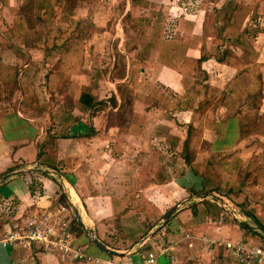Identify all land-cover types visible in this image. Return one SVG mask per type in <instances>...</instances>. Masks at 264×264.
<instances>
[{
    "label": "rangeland",
    "instance_id": "obj_1",
    "mask_svg": "<svg viewBox=\"0 0 264 264\" xmlns=\"http://www.w3.org/2000/svg\"><path fill=\"white\" fill-rule=\"evenodd\" d=\"M202 21L204 26L198 28ZM195 36L202 37L198 50L201 45L204 52L198 64ZM262 49L264 0H0V138L4 139L14 124L17 148L36 140L43 148L48 142L52 157L67 158V168L79 159H103L97 151L81 156L72 151L76 144L70 141L74 136L71 124L89 113L98 117L96 126L93 117L89 119L95 133L100 134L94 143L112 150L106 158L109 161L126 159L128 177L129 172L135 176L142 170L146 173L150 165L163 172L162 162L170 161L169 170L181 181L183 190L188 187L183 163L196 172L207 164L210 173L203 188L178 193L181 201L175 202L178 205L173 211L188 214L187 223L198 225L195 231H175V223L170 222L175 215L165 220L164 212L156 207L144 206L141 214L133 208L139 219L142 215L150 224L160 226L136 241H145L150 249L168 248L162 264H211L215 246L203 245L202 238L210 237L200 226L207 224L210 231L235 222L234 212L241 225L252 221L244 217L250 212L247 204L243 207L227 199L229 192L216 189L219 180L214 165L221 158L219 137L230 143L234 140L232 129L242 132L238 139L245 141L244 146L264 136ZM64 65L71 69L61 71ZM80 69L83 74L75 75ZM53 72L58 85L46 87L45 81L49 82ZM32 80L36 85L28 82ZM219 86L223 87L220 95ZM82 94L91 102L84 103ZM64 113L71 121L61 120ZM113 144L123 150L116 151L120 148ZM133 145H137L136 151L128 148ZM37 163L12 173L26 174L32 185L29 209L39 213L38 209L48 206L47 201L40 203L39 196L52 198L61 193V187L46 178L56 177L53 170L64 176L65 167L60 163L42 168ZM247 167L234 165L225 174L227 183L231 185L234 178L233 184L246 187ZM257 168L258 176L253 172L250 176L255 184L261 178L259 192L264 196V164ZM81 172H85L83 168ZM119 172L115 167L108 174L119 178ZM150 187L147 172L142 188ZM161 189L167 191L164 183ZM72 194L76 197L73 190ZM59 201L66 202L64 197ZM20 204V199L0 201V230L6 219L19 222L18 214L26 212ZM231 206L236 208L232 214L228 210ZM134 212L123 220H132ZM193 215L200 218L190 217ZM121 226L119 220L113 224L114 232L112 228L104 231L120 237ZM76 229L80 241L90 244L87 235H81V227L76 225ZM242 237L248 241L253 238L249 234ZM118 242L112 238L110 245L119 248Z\"/></svg>",
    "mask_w": 264,
    "mask_h": 264
},
{
    "label": "crops",
    "instance_id": "obj_2",
    "mask_svg": "<svg viewBox=\"0 0 264 264\" xmlns=\"http://www.w3.org/2000/svg\"><path fill=\"white\" fill-rule=\"evenodd\" d=\"M196 19L197 18H193V20ZM202 26H204L203 21H202V25L201 23L198 25V28ZM220 30L224 31V27L221 26ZM240 30L238 29L239 34H240ZM195 38H197V36H195ZM201 38L202 37H198L197 38L198 42L194 44V47L197 46L196 47L197 50L195 49L196 53L194 52L195 54L194 56H196L195 61L197 64L198 61L202 58V55H204L201 45H200V49L198 50V44ZM179 43L180 41H177V44ZM101 46L102 44L100 42L98 48H100ZM260 52L264 54V49L260 50ZM206 61L207 60H205L203 63H206ZM219 66H224V65L219 63ZM68 69L71 68L66 65L61 71H67ZM82 72L83 71L80 69L75 73V75L77 76L82 75L83 74ZM28 82H32V84L36 85L34 83L35 82L34 80ZM45 82H46V87H48L49 84L52 87L57 86L58 80L56 73L53 72L52 74H50L49 82L47 81ZM222 90L223 87L219 86V95L221 94ZM227 90L228 89H226V91ZM52 91H54V89ZM230 92L231 90L229 91V93ZM224 103H225V99L221 106L222 108ZM76 109H78V111L80 110L79 108ZM187 112L189 113V110H187ZM198 112L201 115L202 112L201 111ZM91 117H93L94 119L93 121L95 124L94 126H96L95 120L98 117L93 116L92 114L90 115L88 113L85 114L84 119H81V121L79 120L77 122H73L71 124V128L69 127L71 130L70 134L74 133V136L70 138V141L71 142L73 141L76 144L75 146L73 145L74 147L72 151L78 152L80 156L82 154L87 155L90 152L94 153L97 151L104 158L95 159L91 156L85 159L86 161L79 159L73 162L70 168L65 167V165L69 164L67 158L65 159L63 157L61 158L57 154H55V156L52 157L50 153L51 147H49L48 142L45 143V146L43 148L41 147L40 144L41 141H37V140L36 142H32L33 146L32 145L27 146V144H25L17 148L16 146L17 131H15L14 124H12L9 131H7L8 134L5 135V138L4 139L0 138V201L8 202L10 200L20 199L21 200L20 205H22V208H24V210H28L29 209L28 202H30L32 199V185H30L29 182L27 181L25 173L21 171L14 173L12 172L15 171L16 168H21V169L33 168L31 164V162L33 161L38 162L37 164H40L42 168L48 167V165L59 166L58 164L63 163L62 167L63 166L65 167V173H64L65 177L62 183H60L53 177L51 179L46 178V181H53L55 185H57L58 187L60 186L61 193L55 195V197L52 198H48L47 196L46 197L39 196V201H41L40 203L42 204L43 202L47 201L48 204L47 207H49V206H54L57 203H60L59 200H61L62 197H64L66 201L69 200V203L71 204V207L73 209L72 216L75 218L81 216L84 226L88 230L94 231L97 234V236H100V238L99 237L98 238L103 243H105L110 248L112 247L111 249H114L117 252L114 253L107 252L100 249L97 245H93V244H91L92 246L90 250L97 255H108L109 253L117 254L119 253L118 251L122 252L128 247H130L132 244L138 242L136 240L138 239L142 240V238L147 237L153 231L152 230L153 228L160 227L154 224L153 222L150 224V222L147 221L145 216L140 215L142 220L139 219L137 213L134 212L133 207H136V209L140 214H141L140 209L144 208V206H147L149 209H153V207H156L162 213L164 212V214L166 215V213L171 209V207L178 205V203L175 204L176 201H181L177 199L178 193L189 192V188L192 187L203 188L202 184L204 182V179L207 176V173L210 172H207L208 170L207 164L201 165L200 166L201 169H197L196 172L193 171L192 168H190L189 164L188 166L187 164L183 163V167L186 168L184 170V173H187L188 175L187 180L184 181L185 182L184 184H186L188 187H186L187 189L182 190L183 187L180 183L181 181L178 180L173 173L171 174L169 170L172 167L170 161H163L162 162L163 163L162 168L164 169L163 172H160L159 167H157V165L149 166L150 170L148 169L147 172L148 175H150L151 187L145 190L144 188H142V183H143V177H145L147 172L145 173L144 170H142L138 174V176H135V174L129 172L130 176L128 177L127 170L125 169L128 177L127 178L124 170V166L129 167L128 164L126 163L127 160L126 159L119 160L117 157H115V160L109 161L106 158L110 157L109 152H111L112 150L108 148L106 145H101V144L99 145L94 143L95 140H98L97 138L99 137L100 134L95 133L93 135H89V131H91L90 128L92 126L91 120H89L91 119ZM61 120L71 121L68 119L67 114L65 113L62 114ZM62 127H65L64 124ZM72 130H74V132ZM231 133L234 134L232 135L234 137V140L231 141L230 143L225 142L224 141L225 139L223 137H219L220 149L218 150H219V155H221V158L220 161L216 165H214L215 167L214 174L219 180V187H216V189H218L221 192L223 191L225 193L229 192V196H227L228 197L227 199L241 203L243 207L245 204H247V208H249L250 210L249 213L255 215L259 219V221L261 220L260 223L264 224V196H262L259 192V190L262 191V187L260 186L261 178H259L258 182L255 184L254 180H252L250 176V172H253L252 175L254 177L256 176V174L258 176L257 169L259 167L257 168V165L264 164V136L261 138V141L248 143L246 146H244L243 144L245 143V141L238 139V137L242 135V132L239 130V128L232 129ZM137 138L138 136L135 135L136 141ZM188 144L189 143H186V146H188ZM50 145H52V142H50ZM113 146L116 148H120L117 149L116 151L123 150L121 149V146L118 147V145H114V144ZM136 146L137 145L128 146V148L132 151L134 150L136 151L137 150ZM218 150L216 153L217 155H218ZM39 153L41 154L40 156ZM254 160H256V164L254 163ZM234 165L237 166L238 168L242 165L246 167L248 166L247 167L248 176L245 179L247 185L244 188H241L240 186L233 184L234 178L230 179L231 185L227 183V179H225V174L228 173ZM115 167L119 168L120 171L119 178H116V176H111L108 174L109 170L112 171V169H114ZM155 167L157 168L153 169ZM81 168H83V171L85 172H81ZM100 172L102 173V176ZM166 173H170V175H167ZM162 183H164V186L167 188L166 192L161 189ZM189 183L192 184L189 185ZM64 184L66 186L65 188H64ZM46 187H48V184L46 185ZM72 190L75 192L76 197L73 196ZM231 201L230 203H232ZM23 205L25 206L23 207ZM232 205H234V203H232ZM237 208H238L237 209L238 213L242 215V212L240 213L241 208L239 206ZM234 209L236 208L233 206H231V208H228L231 214L233 213ZM133 212L135 213V216L132 217V220L127 219V221L125 222L123 220V217L125 215L131 216ZM21 213H23V211H21L18 214L19 215L18 218L20 217ZM172 215H175V217H172L170 219V222L175 223V225L173 226L175 231L186 230L188 233V231L196 230L195 227L198 225L196 224L189 225V223H187L186 217L188 216V214L186 215V213L184 212H179V214H175V212H173ZM232 216L235 218V222L229 221V223L219 225V227L216 226L210 231H208L210 227H208L207 224L201 225L200 227H202L203 230H207L206 231L207 236H209L210 238L242 240L243 238L242 236L249 234L252 235L253 237L252 240H249V242L251 241L250 243L254 245L264 244V233L261 231V229H259L260 223L258 224V226L255 225L253 223L254 221L252 217L249 215H245L244 216L245 218L246 216L249 218L251 217L250 219L252 221H249L247 218L248 223L241 225L240 224L241 221L239 220L240 217L234 216L233 214ZM87 217H89L90 220H88ZM190 217H194L196 219L200 218V216L198 217V215H193ZM119 220L122 225L121 226L122 231L119 234L120 237L115 238L109 235V232L105 233L104 228L107 229L112 228L110 230L111 232L115 230L113 228V224L116 225V223H118ZM90 221L92 223H90ZM13 225L14 222L13 221L10 222L9 219H6L2 223V229L0 230V239L3 238L6 233H8L11 229L14 228ZM83 234L86 235L85 232H83L81 235ZM112 238L116 240H120V242L117 243L119 245V248L110 245V243H112ZM201 241L204 243L203 239ZM198 245L199 243L197 242V246ZM203 245L205 247L209 246L206 244ZM215 247H214V260L212 259V261L214 262L213 263L211 262V264H227L226 251H224L225 250L224 247L222 246L219 247L215 246ZM219 254H221L220 257ZM0 264H95V263L91 261L65 262L60 258L59 255L40 250L38 248L29 245L28 243H15L13 245L10 244L4 245L3 243L0 242Z\"/></svg>",
    "mask_w": 264,
    "mask_h": 264
},
{
    "label": "built area",
    "instance_id": "obj_3",
    "mask_svg": "<svg viewBox=\"0 0 264 264\" xmlns=\"http://www.w3.org/2000/svg\"><path fill=\"white\" fill-rule=\"evenodd\" d=\"M56 173L55 170L52 171V175L58 177H55L56 180L62 183L64 176H57ZM38 210L39 213L34 209L21 213L17 219L19 222L14 224V228L0 242L4 245L28 243L40 250L58 254L65 262L91 261L95 264H162V258L168 251V248L161 247L150 249L148 245L145 246V241H139L117 254L97 255L90 250L91 244L96 245L94 239L97 234L83 227L79 218L72 216L73 209L69 202H60ZM233 215L237 216L235 212ZM76 225L83 228L90 244L80 241ZM202 239L206 245L224 247L227 264H264V244L254 245L244 239Z\"/></svg>",
    "mask_w": 264,
    "mask_h": 264
},
{
    "label": "water",
    "instance_id": "obj_4",
    "mask_svg": "<svg viewBox=\"0 0 264 264\" xmlns=\"http://www.w3.org/2000/svg\"><path fill=\"white\" fill-rule=\"evenodd\" d=\"M175 209H177V206H174L172 209H170V210L166 213L164 219L166 220L170 215H172V213H173V211H174ZM82 225H83V223H82ZM259 226H260L261 231L264 233V224H263V223H260ZM94 242H95V244H97L101 249L106 250L107 252H112V253L116 252L114 249H111V248L108 247L105 243H103L99 238H95V239H94Z\"/></svg>",
    "mask_w": 264,
    "mask_h": 264
},
{
    "label": "trees",
    "instance_id": "obj_5",
    "mask_svg": "<svg viewBox=\"0 0 264 264\" xmlns=\"http://www.w3.org/2000/svg\"><path fill=\"white\" fill-rule=\"evenodd\" d=\"M82 101H83L84 103L88 104V103L91 102V99H90V97H89L88 95H86V94H82ZM91 128L93 129L94 127L91 126ZM92 129H90L91 131H90L89 133H91V134H89V135H93V134H95V128H94L93 130H92ZM40 155H41V154L39 153V156H40ZM247 215H249V216H251V217H254L255 222H256L257 224L260 223L259 219H258L255 215L250 214V213H248Z\"/></svg>",
    "mask_w": 264,
    "mask_h": 264
},
{
    "label": "clouds",
    "instance_id": "obj_6",
    "mask_svg": "<svg viewBox=\"0 0 264 264\" xmlns=\"http://www.w3.org/2000/svg\"><path fill=\"white\" fill-rule=\"evenodd\" d=\"M69 202V200L68 201H66V203H68ZM70 204V203H69ZM71 205V204H70ZM80 214V213H79ZM77 218V217H76ZM79 218V222L81 221V225H82V218H81V216L80 217H78ZM82 226H84V224L82 225ZM85 227V226H84ZM82 229V228H81ZM97 238H98V236H97ZM97 245V244H96ZM99 247V246H98ZM100 248V247H99ZM106 251V250H105Z\"/></svg>",
    "mask_w": 264,
    "mask_h": 264
}]
</instances>
